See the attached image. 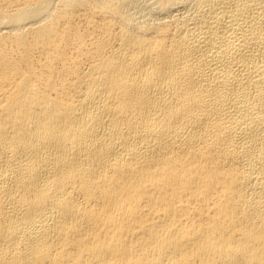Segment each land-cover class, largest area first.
I'll use <instances>...</instances> for the list:
<instances>
[{"label":"bare ground","instance_id":"bare-ground-1","mask_svg":"<svg viewBox=\"0 0 264 264\" xmlns=\"http://www.w3.org/2000/svg\"><path fill=\"white\" fill-rule=\"evenodd\" d=\"M0 264H264V0H0Z\"/></svg>","mask_w":264,"mask_h":264}]
</instances>
